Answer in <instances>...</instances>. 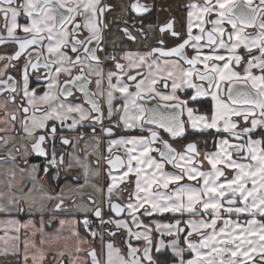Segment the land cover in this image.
<instances>
[{"label": "snow or ice", "instance_id": "1", "mask_svg": "<svg viewBox=\"0 0 264 264\" xmlns=\"http://www.w3.org/2000/svg\"><path fill=\"white\" fill-rule=\"evenodd\" d=\"M179 7L0 0L4 264H264V0Z\"/></svg>", "mask_w": 264, "mask_h": 264}, {"label": "flooded vegetation", "instance_id": "2", "mask_svg": "<svg viewBox=\"0 0 264 264\" xmlns=\"http://www.w3.org/2000/svg\"><path fill=\"white\" fill-rule=\"evenodd\" d=\"M108 2L112 3L114 6L119 8V6L122 4H125L127 0H108ZM182 3H183V0H157V12L154 13V17H158V20L156 22H159V20H161L163 17L167 19L169 15H173L177 18V21H179L180 23H183L184 13L180 11V7H179ZM171 10H173L174 14L170 13ZM121 15H123L121 12L116 11L112 13L111 15H109L108 19L112 20L113 18H118ZM111 31L112 32L117 31V26L113 25ZM154 41H155V37L149 34V38L146 41L142 40L141 44L144 47L145 45L151 46L154 43ZM120 43L121 41L117 39L116 44L119 45ZM72 172L74 171L72 170ZM42 182H46V178H45V181H42Z\"/></svg>", "mask_w": 264, "mask_h": 264}, {"label": "crops", "instance_id": "3", "mask_svg": "<svg viewBox=\"0 0 264 264\" xmlns=\"http://www.w3.org/2000/svg\"><path fill=\"white\" fill-rule=\"evenodd\" d=\"M170 13H173L174 14V12H173V10H171L170 11ZM164 17L161 19V20H159V22H162V21H164ZM115 43H116V41H115ZM139 47H141V48H143L144 46L142 45V44H140L139 45ZM74 169H76V170H74ZM73 169V173H79L80 172V170L79 169H77V168H74ZM82 179V178H81ZM84 191L87 193L88 191H89V186H86L85 187V189H84ZM87 197L85 196V199H86ZM67 203V202H66ZM9 259H10V257H9ZM4 260H5V257H0V264H4Z\"/></svg>", "mask_w": 264, "mask_h": 264}]
</instances>
